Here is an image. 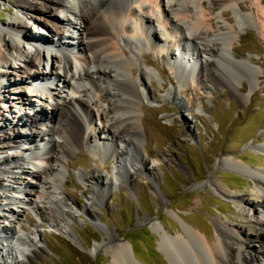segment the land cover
I'll return each instance as SVG.
<instances>
[{"label":"rangeland","instance_id":"obj_1","mask_svg":"<svg viewBox=\"0 0 264 264\" xmlns=\"http://www.w3.org/2000/svg\"><path fill=\"white\" fill-rule=\"evenodd\" d=\"M16 1L0 0V28L7 30L20 16L25 22L28 39L43 40L40 34L48 36L43 26L19 14ZM164 2L162 5L160 2V10L156 12L158 17H163L162 11L166 10ZM222 10L218 7L213 12L214 17H219ZM57 16L60 20L64 18L63 13ZM162 23L169 28L168 20ZM223 24L226 22L220 20L219 25ZM65 30L69 31L65 32L66 38L62 42L73 56H79L76 41L71 40L77 35L71 33V29ZM239 35L240 42L237 38L233 40L236 60L252 61L251 66L258 75L252 85L250 78L243 77L240 80L242 85H236L238 92L235 94L229 87L219 88L210 83H205L201 89L176 75L171 70V62L181 58L174 49L169 48V57L150 50L136 56L134 77L141 68L153 71L139 88L148 96V99L141 96L139 153L146 168L153 173L154 182L143 174L133 188L128 184L127 171H132L131 166L140 160L135 159L132 152L120 169L121 179L117 175L115 161L109 156L101 158L91 148H86L68 158L66 170L60 172L59 192L63 204L60 213L55 214L45 200L36 205L20 201L25 197L32 202L39 201L35 193L46 182L44 176L27 177L14 170L17 179L21 180L13 184L0 174V264H10L8 257L11 254L23 261L28 253L24 249H33L34 245L43 250L33 264H112L115 245L127 247L128 262L125 256V264H171L158 244L157 232L174 239L185 235V231L202 234L211 244L216 238L218 224H225L255 236L259 230L255 220L260 225L264 223V213L256 214L252 210L255 207L260 209L261 203V198L255 193L253 174L264 173V37L256 24L245 27ZM49 36L51 40L53 37ZM16 40L35 63L30 68L31 74L36 72L39 76L41 73L38 72L42 71L50 74V53L46 47L54 48L49 45L35 47L40 52L36 56L35 48L22 34ZM169 44L166 41L168 47ZM2 45L0 38V50ZM186 55L189 53L185 52L183 58L189 64L186 69H181L188 72L191 66L198 70V65L191 61L190 56L185 58ZM202 56L203 59H211L206 54ZM71 61L74 64L73 59ZM10 64L17 68L23 64V59L18 57ZM7 72L9 69L0 67V83L6 84L9 79L15 83L3 89L0 86V96L4 95L0 99V120L10 124L9 128L14 127L15 120L32 118L35 112L45 110L50 117L56 116L55 104L47 92L50 85L58 100L72 96L71 90L54 75L47 79L48 82L52 80L48 86L44 80L34 78H25L23 83L20 77ZM69 74L65 78L67 81ZM168 90H171V96L166 95ZM37 93L42 95L41 101L35 97ZM19 95L27 103L21 104L17 99ZM106 104L107 101L101 102L104 114L107 112ZM104 124L97 120L92 124L100 138L107 134ZM50 125L41 127L47 132ZM2 134L0 129V149L6 145ZM26 148L28 144L17 142L16 151L6 148V153H0V158H19L27 152ZM26 158L23 156L20 160L32 168ZM233 163L246 169L247 173L235 171L231 167ZM91 170L94 175L81 181L78 174ZM100 177L110 179L112 185L97 187L95 179ZM24 178L26 181L23 182ZM14 188L19 190L18 194L13 192ZM3 191L8 194L7 199H12L10 204L2 195ZM11 210H14L17 220L11 217ZM91 211L93 217L88 214ZM3 226L9 228L3 229ZM10 242L14 245L12 251L7 247ZM194 248L200 250L197 245ZM259 255L264 262V252Z\"/></svg>","mask_w":264,"mask_h":264},{"label":"bare ground","instance_id":"obj_2","mask_svg":"<svg viewBox=\"0 0 264 264\" xmlns=\"http://www.w3.org/2000/svg\"><path fill=\"white\" fill-rule=\"evenodd\" d=\"M164 1L166 0H17L15 2L18 13L28 16L31 22L42 25L48 36L42 33L40 35L43 40H29L25 22L17 16L7 30L0 28V38L3 40L0 67L9 69L7 73L20 77L23 83L25 78L29 80L34 78L44 80L48 85L47 79L54 75L53 77L63 82L72 93L71 97L58 100V96L55 97L49 84L48 90L55 104L56 116L50 117L45 110L35 112L32 118L15 120L13 128H9L10 124L6 121L0 120L2 139L6 143L1 147L0 153H6L4 151L6 148L16 151L17 142H20V145L28 144L27 152L23 156L27 157V164L32 166V168L26 167V163L20 160L23 156L11 160L8 157L0 158V174L5 175L13 184L21 180V178L17 179L15 175L17 172L15 173L14 170L27 177L44 176L46 179L44 185L35 193L39 201L32 202L25 197L21 198V203L36 205L41 203V200H45L50 204L52 211L59 214L63 204L62 194L59 192L60 172L66 170L68 158L86 148H91L101 158L109 156L110 160L115 161L118 165L119 178L122 172L120 169L132 152L135 159L140 160L139 162L136 160L137 164L131 166L132 171H127L128 184L133 188L143 174L154 182L153 173L146 168L139 153L142 139V122L139 116L141 96L148 99L139 88L146 79L150 78L153 71L141 68L136 77L134 74L137 65L136 56L142 55L145 50L169 57L170 53L166 45L168 41L169 48L179 52L178 58H181L180 60L175 58L171 62V70L200 88L204 87L205 83H210L219 88L229 87L235 94L238 92L236 85H242L240 80L243 77L250 78V84L257 78L258 71L251 66L252 61L236 60L233 40L237 38L240 42L239 33L251 24H256L260 35L264 37V0ZM160 2L161 5L164 2L166 7V10L162 11L163 17L156 15L160 10ZM218 7L223 10L219 17H214L213 12ZM59 13L64 14L61 20L57 16ZM167 20L169 28L162 23ZM220 20L225 21L226 24L219 25ZM65 29H71V33L77 35L76 38L71 36V40L76 41L79 56H73V52L62 42L66 38L65 32L69 31ZM21 34L31 47H34L32 43H35L40 48L43 47L42 45L54 48L52 50L46 47L50 53V74L45 71L38 72L41 76L36 75V72L31 74L30 68L35 63L30 55L19 47L16 38ZM49 35L53 37L51 40ZM181 50L189 53L191 61L198 65V70L191 66L188 72L181 69L187 68L189 64L188 60L182 57ZM39 53V49L35 48L34 55L38 56ZM203 54L211 59H203ZM18 57L23 59V64L12 68L10 61H15ZM68 74L67 81L65 78ZM14 83L9 79L8 83L1 82L0 86L3 89ZM166 95L171 96V90H168ZM35 97H39L40 101L42 99V95L38 93ZM1 98H4V95H1ZM11 99L13 100L14 97ZM17 99L23 105L27 103L20 95ZM105 101H107L106 114L101 112V102ZM108 117L110 120L107 123ZM95 120L105 122L104 130L107 133L105 137L100 138L98 132L92 128ZM48 124L51 125L45 132L41 126ZM55 164L57 167H53ZM231 167L240 173H247L246 169L241 168L237 163L231 164ZM94 173L91 170L89 173H79L78 177L82 181L91 178ZM253 180L256 196L261 198V203L260 209L255 207L252 210L256 214H261L264 213V173L253 174ZM95 182L97 187L108 188L112 185L110 179L101 177L96 178ZM13 192L18 194L19 190L14 188ZM2 195L9 204L12 202L11 198L7 199L6 192L3 191ZM10 212L11 217L16 219L14 210ZM88 214L94 216L92 211ZM242 215L254 218L248 213ZM255 222L259 225L255 236L246 231L231 229L225 224H218L216 238L211 244L202 234L200 236L188 231L178 239L157 232L160 238L158 244L171 264H264L259 257V253L264 252V223L258 224L260 222L257 219ZM8 228L3 226V229ZM194 245L200 250L197 251ZM7 247L12 251L14 245L10 242ZM126 248L124 245L113 246L112 264H125L126 259L128 262ZM24 250L28 252L25 259L19 261L11 254V258L8 257L11 259L10 264H33L43 248L34 245L33 249ZM1 258H4L3 254Z\"/></svg>","mask_w":264,"mask_h":264},{"label":"trees","instance_id":"obj_3","mask_svg":"<svg viewBox=\"0 0 264 264\" xmlns=\"http://www.w3.org/2000/svg\"><path fill=\"white\" fill-rule=\"evenodd\" d=\"M134 253H137V251L133 250Z\"/></svg>","mask_w":264,"mask_h":264}]
</instances>
